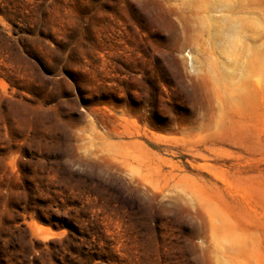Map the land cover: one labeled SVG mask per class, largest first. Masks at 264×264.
Wrapping results in <instances>:
<instances>
[{
    "label": "rangeland",
    "instance_id": "374dc122",
    "mask_svg": "<svg viewBox=\"0 0 264 264\" xmlns=\"http://www.w3.org/2000/svg\"><path fill=\"white\" fill-rule=\"evenodd\" d=\"M0 264H264V0H0Z\"/></svg>",
    "mask_w": 264,
    "mask_h": 264
},
{
    "label": "trees",
    "instance_id": "16d2710c",
    "mask_svg": "<svg viewBox=\"0 0 264 264\" xmlns=\"http://www.w3.org/2000/svg\"><path fill=\"white\" fill-rule=\"evenodd\" d=\"M125 199V198H124ZM129 201V200H128ZM130 201H132V200H130Z\"/></svg>",
    "mask_w": 264,
    "mask_h": 264
}]
</instances>
